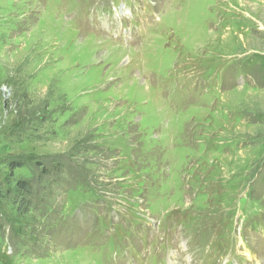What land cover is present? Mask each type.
Returning a JSON list of instances; mask_svg holds the SVG:
<instances>
[{"label": "rangeland", "instance_id": "374dc122", "mask_svg": "<svg viewBox=\"0 0 264 264\" xmlns=\"http://www.w3.org/2000/svg\"><path fill=\"white\" fill-rule=\"evenodd\" d=\"M235 222L264 264V0H0V264H223Z\"/></svg>", "mask_w": 264, "mask_h": 264}, {"label": "trees", "instance_id": "16d2710c", "mask_svg": "<svg viewBox=\"0 0 264 264\" xmlns=\"http://www.w3.org/2000/svg\"><path fill=\"white\" fill-rule=\"evenodd\" d=\"M36 166L40 169V171L38 172L34 180L26 181V180L18 179L14 181V186H15L14 188H15L16 194L13 200H14V204L16 205V212L17 214L21 216L29 213L33 208V205H32V202H34L33 201V196H34L33 187H36V185H39L38 187H40L42 185L41 183L44 181L51 183L49 181V177L53 175V172L44 168L40 163H37ZM20 167H21V163L17 161L10 162L8 164V169L11 174L14 170ZM54 179L56 178H53V181Z\"/></svg>", "mask_w": 264, "mask_h": 264}]
</instances>
